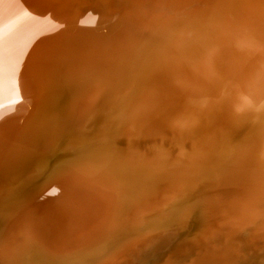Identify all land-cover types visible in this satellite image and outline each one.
I'll return each mask as SVG.
<instances>
[{"label": "bare ground", "instance_id": "1", "mask_svg": "<svg viewBox=\"0 0 264 264\" xmlns=\"http://www.w3.org/2000/svg\"><path fill=\"white\" fill-rule=\"evenodd\" d=\"M0 264H264V0H0Z\"/></svg>", "mask_w": 264, "mask_h": 264}]
</instances>
